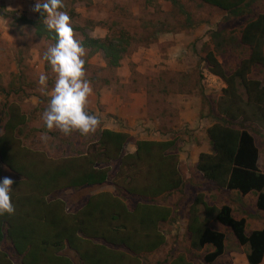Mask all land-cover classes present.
Returning <instances> with one entry per match:
<instances>
[{
	"label": "trees",
	"instance_id": "16d2710c",
	"mask_svg": "<svg viewBox=\"0 0 264 264\" xmlns=\"http://www.w3.org/2000/svg\"><path fill=\"white\" fill-rule=\"evenodd\" d=\"M199 1L238 15L253 0ZM171 2L183 12L177 1ZM14 21L28 26L35 36L53 45L57 41L56 33L48 30L39 14L34 21L22 17ZM73 31L77 33L79 28ZM240 39L250 53L230 75L211 52L205 57L208 72L226 85L221 99L229 106H220L224 119L206 130L210 153L199 154L196 170L219 189L237 191L242 196L254 194L256 210L260 212L264 211V173L258 168V148L252 135L240 124L236 128L234 122L246 115V105L255 121L264 126V86L249 78L251 69L264 62V14L244 25ZM129 41L128 34L120 32L105 39L84 36L80 43L89 55L100 53L106 66L115 69L129 52ZM238 86L242 87L245 99L238 94ZM6 116L0 136V162L15 176L10 193L15 212L0 215V264H12L3 250L5 243L20 258V264H73L65 250L72 251L81 264H138L141 256L165 244L159 225L169 221L171 210L148 200L182 185L178 157L172 153L174 140H139L135 142V151L127 153V134L104 129L85 153L50 159L24 147L15 138L16 131L26 123L19 106L10 104ZM107 182L120 194L141 201L129 208L120 196L102 191L70 212L63 201L49 198L61 189L96 187ZM195 205L203 206L205 217L200 220L195 209L189 214L187 231L193 248L211 245L214 252L209 261L223 254L224 235L206 226L214 221L229 229L239 245L248 246V264L263 261L264 229L247 235L244 219L236 220L230 207L217 209L201 198H197ZM169 264L191 263L179 256Z\"/></svg>",
	"mask_w": 264,
	"mask_h": 264
},
{
	"label": "rangeland",
	"instance_id": "374dc122",
	"mask_svg": "<svg viewBox=\"0 0 264 264\" xmlns=\"http://www.w3.org/2000/svg\"><path fill=\"white\" fill-rule=\"evenodd\" d=\"M174 1L179 3L186 15L171 0H63L64 8L61 10L70 15L72 28H79L74 33V38L79 42L84 36L105 39L116 37L120 32L128 34L129 52L123 57L120 69L129 76V82L133 81V90L149 88L148 92L153 96L169 94V91L179 95L180 92L181 95L185 93L190 100L193 95L200 96L201 106L203 105L201 108L205 109L195 128H191L190 124L180 125L177 116L173 115L174 110L169 107L167 110L171 116L165 122V128L169 131L166 130L164 134L169 136L156 138L155 131L147 130L157 141L171 138L176 142L172 153L178 157L182 185L175 191L148 200L170 209L171 217L168 222L159 225L165 244L155 252L141 256L138 264H169L179 256L191 264H244L248 246L239 245L229 229L214 221L206 224L207 228L225 237L223 254L209 261L208 257L214 252V248L211 245L193 248L187 225L193 209L200 220L204 219L203 206L195 205L197 198H201L204 203L217 209L222 206L230 207L234 217L245 218L247 231L260 228L264 225V212L254 208L255 195L243 198L233 191L219 189L206 181L196 167L190 164L195 155V146L210 147L206 134L208 128L205 127L224 119L219 112L220 106H229L221 99L226 85L208 72L205 57L211 52L228 75L233 73L250 53L248 46L241 43V30L256 15L264 14V0L249 2L238 15L229 14L199 0ZM34 3L35 0H0V136L7 117V107L16 104L26 118V123L15 133V138L24 147L43 153L50 159L75 157L89 149L87 144L96 139L98 129L87 135L78 131L65 135L59 129L46 128L42 114L50 99L46 93L54 87L55 74L48 62L43 60V54L53 44L35 36L28 26L18 25L14 21V18L19 17L34 21L36 14L29 10ZM85 53L82 58L85 60L86 77L92 79L95 87L100 81L113 83L119 77L116 73L119 68H108L100 53L89 55L88 50ZM148 60L155 61L152 63L153 71L139 67L142 61ZM169 60L187 61L190 67L184 69L189 73L166 74L169 90L161 92L162 90H158L160 86H157L155 70ZM41 73L48 77L47 89L43 91L38 83ZM149 77H154L150 83ZM249 78L260 81L264 86V62L251 69ZM122 93H125L124 88ZM238 94L245 99L241 86H238ZM160 98L155 100L157 109L160 106L166 108L163 104L166 103L165 100L161 102ZM243 106L246 115L239 117L234 126L237 128L242 125L254 138L258 150L264 153V126L250 115V107ZM246 118L248 119L245 120ZM144 125L138 122L134 126L143 128ZM43 133H47L49 137L46 142L41 140ZM127 147L128 145L125 152L130 153ZM180 153H186L185 162L179 161ZM113 167L116 168V164ZM5 176L15 180V176L0 162V180ZM102 191L120 196L129 208L141 201L137 197L120 194L110 182L96 187L61 189L49 198L60 199L70 212H75L89 196ZM3 250L12 264H20V258L8 243L3 245ZM64 253L73 264H81L72 251L65 250Z\"/></svg>",
	"mask_w": 264,
	"mask_h": 264
},
{
	"label": "crops",
	"instance_id": "0c3cea01",
	"mask_svg": "<svg viewBox=\"0 0 264 264\" xmlns=\"http://www.w3.org/2000/svg\"><path fill=\"white\" fill-rule=\"evenodd\" d=\"M124 60V59H123ZM122 60V61H123ZM121 61L120 65L123 64ZM155 61H142L139 67H145L148 71H153ZM186 63V64H185ZM106 65V64H105ZM190 64L186 61L182 60H169L163 62L161 66H158V70H155L156 73V81L157 86L159 87V91L168 92L169 90V80L165 78L166 74H185L189 73V71H185V67H190ZM195 66V62L193 64ZM117 70L118 78L115 81L107 82V81H100L98 86H94V82L91 78H87L93 89L92 94L88 98V103L86 106V111L89 114H93L98 116L100 120L99 128H97L96 139L92 142H88L87 145H91L97 141L99 133L101 130H110L114 132H120L127 134L128 136V147L130 149V153L135 151V142L139 140H149V141H157L156 138H164L169 136L165 134V131H169L168 128H165V122L171 116L170 112L167 108L172 107L175 114L177 116V121L180 125L183 124H190L191 128H195L198 126V118L205 112V109L201 108V100L200 96H192L191 100L189 97L185 96V93L179 92V95L172 94L173 91H169V94L163 93V95H151L149 94V88H143L139 90H133L131 85L133 81L129 82V76L124 73V70L120 69V66ZM149 75V72L147 73ZM149 83L154 79V77H149ZM154 81V80H153ZM125 89V93H122V89ZM194 93V92H193ZM192 93V94H193ZM188 94V93H187ZM161 97V98H160ZM160 98L161 102L165 100L166 103H163L166 108L161 106L157 109V103L155 100ZM181 98H185L187 100H182ZM160 105V104H159ZM172 111V110H170ZM22 112V111H21ZM172 115V116H173ZM138 122H142L145 124L143 128H137L134 126ZM210 126L205 127V129L209 128ZM147 130L155 131L156 138H152V135L147 132ZM88 138V137H86ZM132 140L133 142H131ZM169 140H173L169 138ZM91 143V144H90ZM176 143V142H175ZM195 152L194 158L191 161V166L196 167L198 156L200 153H210V147L202 146L196 147L193 149ZM258 168L259 170L264 173V153H261L258 150ZM179 161H186V153L179 154ZM234 193H238L237 191H233ZM239 194V193H238ZM252 195V193L247 194L245 196L240 195L241 197H247ZM254 208L256 209V196H254L253 200ZM263 213L264 211H260ZM233 216V215H232ZM234 217V216H233ZM236 220L245 219V218H236ZM247 221H245L246 226ZM264 229V225L260 228L253 229L251 231H247L245 227V233L249 235L253 231H260ZM234 255V254H231ZM247 259H246V263ZM260 264H264L263 261Z\"/></svg>",
	"mask_w": 264,
	"mask_h": 264
},
{
	"label": "clouds",
	"instance_id": "9594fccd",
	"mask_svg": "<svg viewBox=\"0 0 264 264\" xmlns=\"http://www.w3.org/2000/svg\"><path fill=\"white\" fill-rule=\"evenodd\" d=\"M63 0H35L30 12L39 14L49 31H54L57 41L49 46L43 54L55 74L54 87L46 94L50 97L42 119L48 130L59 129L69 135L78 131L82 135L94 133L100 125L98 116L86 111L88 98L93 89L86 79V55L82 44L76 40L71 26L70 15L61 9ZM48 77L44 73L39 75L38 83L42 91L47 89ZM49 139L47 133L41 134V140ZM14 180L8 176L0 180V215L15 212L11 199Z\"/></svg>",
	"mask_w": 264,
	"mask_h": 264
}]
</instances>
